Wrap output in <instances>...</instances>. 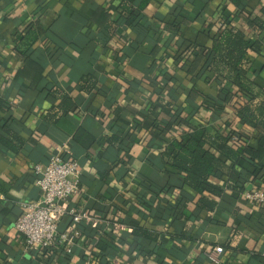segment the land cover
<instances>
[{
	"label": "crops",
	"instance_id": "0c3cea01",
	"mask_svg": "<svg viewBox=\"0 0 264 264\" xmlns=\"http://www.w3.org/2000/svg\"><path fill=\"white\" fill-rule=\"evenodd\" d=\"M117 4V0H0V98L6 104L0 120L10 119L8 129L25 142L17 153L0 145V264H102L97 247L100 240L113 247L103 264H264V206L247 202L245 192L225 190L219 199L206 195L216 202L214 212L197 209L195 194L184 189L182 178L167 174L174 172L160 159L163 143L151 142L147 121L132 128L140 112L156 105L152 117L159 124L168 120L167 109L171 115L180 110L181 120L174 132L163 133L162 139L170 140L199 122L210 131L214 125L223 131L225 123L234 131H246L232 108H226L218 120L201 108L205 97L214 98L218 90L210 82L212 75L199 76L203 61L189 73L188 65H180L176 59L190 42L210 46L221 23L217 19L220 10L225 7L235 13V8L228 0H151L145 22L151 23L153 31L139 46L133 42L134 34L124 28L107 42L97 39L100 29L111 21L108 8ZM263 4L252 0L248 11L255 12ZM179 14L186 21L180 38L165 28V21L171 22ZM32 23L43 34L33 45L34 60L25 63L15 51L16 40ZM232 25L244 29L251 41L264 43V32L258 35L248 30L238 18ZM249 57L250 77L264 89V59L255 53ZM82 78L94 83L88 94L78 89ZM50 88L74 99L77 111L65 123L94 136L95 143L88 149L74 142L76 130L45 119L47 111L60 102L48 95ZM113 136L123 140L125 152L107 144ZM261 137L252 133L249 146L264 147ZM58 150L81 170L80 194L66 208L106 217L111 224L84 232L63 219L60 230L75 236V247L70 256L63 246L57 247L48 263L38 261L39 249L26 248L15 222L24 204L42 196L33 166L46 165ZM261 162L264 165V155ZM170 180L178 189L164 194L161 191ZM213 181L226 189L225 178ZM259 186L262 190H257ZM252 189L264 192V182L249 184L246 191ZM178 202L183 206L177 210ZM180 210L185 215L176 216ZM115 222L120 225L117 231L112 226ZM138 227H151L161 238L133 239L132 229ZM216 246L224 250L219 263L207 257Z\"/></svg>",
	"mask_w": 264,
	"mask_h": 264
},
{
	"label": "trees",
	"instance_id": "16d2710c",
	"mask_svg": "<svg viewBox=\"0 0 264 264\" xmlns=\"http://www.w3.org/2000/svg\"><path fill=\"white\" fill-rule=\"evenodd\" d=\"M117 1L116 6L112 5L108 8L107 13L111 21L107 26L100 29L101 32L99 31L97 39L107 42L110 36L118 35L120 33L118 30L124 28L134 34L133 42L135 45L141 46L150 39V32L153 31L151 23L145 22V11L151 0ZM251 1L228 0V3L235 8V13L228 12L225 7L220 10L217 19L221 23L216 34L211 38V45L202 47L196 42H190L176 56V59L181 63L180 65H188L187 72L191 73L194 65L202 60L203 66L199 76L204 74L213 76L210 82L217 85V94L212 99L205 97L207 100L201 104V108L210 112L211 118L215 120L220 118L226 108H232L235 118L246 131L241 133L234 131L230 128L229 123H225L223 131L215 125L210 131L206 124L199 122L196 126H189L188 131H182L172 136L170 140L162 139L163 133L174 132L177 121L181 120L180 110L176 109L175 114L171 115L167 109L169 112L168 120L159 124L152 117V114L158 110L156 105L145 113L140 112L137 115L140 119H135L132 123V128L136 130L147 121L146 131L151 137V142L152 140H160V143H163L160 159L166 168L174 172L167 171L168 173H166L169 176L172 174L180 176L184 189L195 194L194 205L196 208L208 212L216 210V202L206 195L219 199L225 190L244 193L249 184L255 185L258 182H264V165L261 162L264 155L263 144L258 145L257 148H252L248 143L251 134L254 132L261 134V139H264V89L256 83L254 78L250 77L251 60L249 57L251 53H255L264 59V43L260 39L251 41L244 29L232 25V20L238 18L245 23L248 30L258 35L264 32V4L257 11L249 12L248 4ZM262 1L264 2V0ZM173 19L171 22L165 21V28L169 33L180 38L186 21L184 18L182 19L180 14ZM42 34L43 29L34 23L24 27L18 34L15 51L25 63L34 60L33 45L38 42ZM94 87L92 81H86L82 78V83L78 89L88 94L94 90ZM47 92L48 95L59 99L60 102L47 111L45 119L48 123L64 127L69 131L76 130L73 135L74 142L88 149L95 143L94 136L82 128L75 129L69 122L65 123L66 118L77 111L74 99L55 88L47 89ZM158 93L161 94L157 91ZM5 105V101L0 98V111L5 108ZM8 121L10 119L0 120V130L7 135L3 137L0 134V145L17 153L22 150L25 142L19 135L8 129ZM107 144L113 145L119 152H125V147H123L125 144L117 136H113ZM240 163H246L248 166L244 168V166H240ZM224 178L227 183L226 189L213 181ZM174 184V181L170 180L168 187L161 192L170 194L171 190L175 188ZM257 190L262 189L259 186ZM179 202L174 206L177 210L183 206L182 202L180 204ZM175 214L176 216L180 214L183 216L185 212L180 210V212L176 211ZM65 218L71 222L69 216H65L63 219ZM100 219L107 220L106 217ZM109 223L111 224V222ZM76 228L84 232H92L93 229L84 224L76 225ZM59 233H62L60 227ZM131 234L132 238L137 240L157 241L161 238L155 234L151 227L134 228ZM97 247L99 248V262L103 264L102 259L113 247L103 240L98 242ZM56 249L57 247L37 251L38 261L45 259V262L49 263ZM72 252L66 255L70 256Z\"/></svg>",
	"mask_w": 264,
	"mask_h": 264
},
{
	"label": "built area",
	"instance_id": "2783aa9c",
	"mask_svg": "<svg viewBox=\"0 0 264 264\" xmlns=\"http://www.w3.org/2000/svg\"><path fill=\"white\" fill-rule=\"evenodd\" d=\"M63 153L58 150L46 165H34L32 168L42 196L37 201L24 204L23 212L15 222V229L28 249L63 246L65 253L70 254L75 247V236L59 233V224L65 216H69L75 226L84 224L95 228L108 223L88 211L66 208L67 202L80 194L81 170L77 162L65 160ZM243 197L253 205L264 206V192L252 189ZM112 226L116 231L120 227L116 222ZM223 252L222 247L216 246L207 257L219 263Z\"/></svg>",
	"mask_w": 264,
	"mask_h": 264
}]
</instances>
